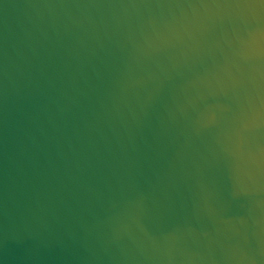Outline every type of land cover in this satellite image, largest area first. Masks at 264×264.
<instances>
[{
    "label": "water",
    "instance_id": "obj_1",
    "mask_svg": "<svg viewBox=\"0 0 264 264\" xmlns=\"http://www.w3.org/2000/svg\"><path fill=\"white\" fill-rule=\"evenodd\" d=\"M0 264H264V0H0Z\"/></svg>",
    "mask_w": 264,
    "mask_h": 264
}]
</instances>
